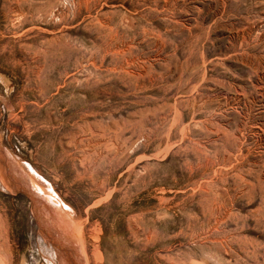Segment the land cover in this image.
Here are the masks:
<instances>
[{
    "label": "rangeland",
    "instance_id": "1",
    "mask_svg": "<svg viewBox=\"0 0 264 264\" xmlns=\"http://www.w3.org/2000/svg\"><path fill=\"white\" fill-rule=\"evenodd\" d=\"M0 264H264V0H0Z\"/></svg>",
    "mask_w": 264,
    "mask_h": 264
}]
</instances>
